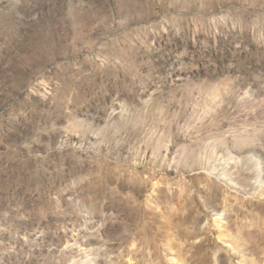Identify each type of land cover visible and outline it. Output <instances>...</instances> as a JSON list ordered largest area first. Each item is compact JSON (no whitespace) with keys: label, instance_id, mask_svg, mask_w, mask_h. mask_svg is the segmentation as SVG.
Listing matches in <instances>:
<instances>
[{"label":"rangeland","instance_id":"rangeland-1","mask_svg":"<svg viewBox=\"0 0 264 264\" xmlns=\"http://www.w3.org/2000/svg\"><path fill=\"white\" fill-rule=\"evenodd\" d=\"M250 153L264 0H0V264H264Z\"/></svg>","mask_w":264,"mask_h":264},{"label":"bare ground","instance_id":"bare-ground-1","mask_svg":"<svg viewBox=\"0 0 264 264\" xmlns=\"http://www.w3.org/2000/svg\"><path fill=\"white\" fill-rule=\"evenodd\" d=\"M238 144L241 147L245 145L244 143H241V141H238ZM229 160L234 162V164L237 166L242 165L244 168L248 167L253 172V174H255L254 182H255V186L257 187L256 192L261 193L264 187V170H263L262 160L255 153L245 154L244 156L239 157V158L235 156H230ZM222 177L224 179H229L227 175H224V174Z\"/></svg>","mask_w":264,"mask_h":264}]
</instances>
